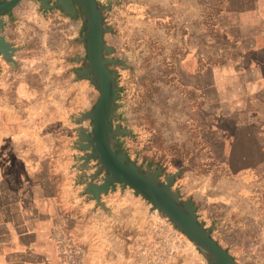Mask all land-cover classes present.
<instances>
[{
  "label": "crops",
  "instance_id": "1",
  "mask_svg": "<svg viewBox=\"0 0 264 264\" xmlns=\"http://www.w3.org/2000/svg\"><path fill=\"white\" fill-rule=\"evenodd\" d=\"M48 1L0 14L12 47L0 55V264H211L133 188H89L108 171L80 147L96 98L86 26L75 2L72 15ZM130 11L132 26L159 20L177 38L179 96L221 146L217 167L264 189V0H131Z\"/></svg>",
  "mask_w": 264,
  "mask_h": 264
},
{
  "label": "rangeland",
  "instance_id": "2",
  "mask_svg": "<svg viewBox=\"0 0 264 264\" xmlns=\"http://www.w3.org/2000/svg\"><path fill=\"white\" fill-rule=\"evenodd\" d=\"M98 2L109 29L105 43L113 49L104 57L114 61L107 68L118 87L110 123L127 131L117 136L129 158L143 171L160 169L162 182L176 174L171 189L183 202H193L197 222L228 251L233 264H264V189L250 188L255 177L217 167L214 153L221 146L206 135L197 107L179 96L177 38H169L159 20L141 16L132 26L131 0ZM94 85L95 105L100 91ZM160 213L168 232L182 233Z\"/></svg>",
  "mask_w": 264,
  "mask_h": 264
},
{
  "label": "water",
  "instance_id": "3",
  "mask_svg": "<svg viewBox=\"0 0 264 264\" xmlns=\"http://www.w3.org/2000/svg\"><path fill=\"white\" fill-rule=\"evenodd\" d=\"M23 1V0H22ZM41 4L49 8L48 0H38ZM57 7L63 8L67 13L74 15L77 10L74 2L79 4L81 15L85 22L87 54L85 58L84 73L92 80L100 91L99 99L86 116L93 120V132L84 131L81 134L80 147L90 150L88 157L99 160L98 171L107 170L105 178L101 183H90L89 188L97 193L105 192L107 188H113L116 182L123 183L148 198L152 207L169 220L172 226L189 237L195 247L201 250V254L211 264H233L228 251L211 237L195 216L196 207L188 199L181 200L177 190H172L171 186L176 174L165 177L164 182L159 179L160 169L152 170L147 168L142 174L136 163H125L124 154L114 153L115 136L124 134L120 126L115 129L111 127V117L114 107V99L117 97L118 87L115 82L114 72H110L107 64L114 62L104 56L113 52V49L105 43L104 34L109 29L102 19L103 7H100L98 0H57ZM21 3V0H6L0 3V14L6 13ZM3 23L0 20V29ZM12 51L10 44L0 37V55L7 57Z\"/></svg>",
  "mask_w": 264,
  "mask_h": 264
},
{
  "label": "trees",
  "instance_id": "4",
  "mask_svg": "<svg viewBox=\"0 0 264 264\" xmlns=\"http://www.w3.org/2000/svg\"><path fill=\"white\" fill-rule=\"evenodd\" d=\"M111 127H112V126H111ZM114 138H115V142H114V144H113V146L115 147L114 153H115L116 155L124 154V155L126 156V159H127V160L125 161L126 164H128V163H130V162H134L132 159L129 158L128 153H127L126 150L123 148V144H122V142H120V141L118 140V136H115ZM134 163H135V162H134ZM150 164H152V163H150ZM138 167L140 168V170L142 171V173L145 174L146 171H143L142 167H140V166H138ZM216 242H217V241H216Z\"/></svg>",
  "mask_w": 264,
  "mask_h": 264
},
{
  "label": "built area",
  "instance_id": "5",
  "mask_svg": "<svg viewBox=\"0 0 264 264\" xmlns=\"http://www.w3.org/2000/svg\"><path fill=\"white\" fill-rule=\"evenodd\" d=\"M95 165L97 166V168L99 169V167H100V162H99V160H97V161H95ZM104 171L101 173L102 174V176H104ZM156 212H158V210H156V209H154ZM76 258L75 257H72V261H73V263H75L76 262Z\"/></svg>",
  "mask_w": 264,
  "mask_h": 264
},
{
  "label": "flooded vegetation",
  "instance_id": "6",
  "mask_svg": "<svg viewBox=\"0 0 264 264\" xmlns=\"http://www.w3.org/2000/svg\"><path fill=\"white\" fill-rule=\"evenodd\" d=\"M75 4H76V7H78V11H80V7H79V4L77 3V2H75ZM137 165V164H136ZM141 171V170H140ZM142 172V171H141ZM142 174H144V173H142ZM216 241V240H215Z\"/></svg>",
  "mask_w": 264,
  "mask_h": 264
}]
</instances>
